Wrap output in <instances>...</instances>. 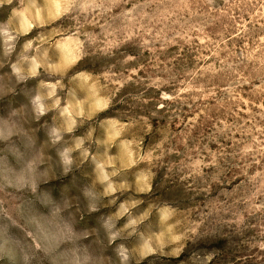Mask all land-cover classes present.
I'll list each match as a JSON object with an SVG mask.
<instances>
[{"label":"rangeland","instance_id":"obj_1","mask_svg":"<svg viewBox=\"0 0 264 264\" xmlns=\"http://www.w3.org/2000/svg\"><path fill=\"white\" fill-rule=\"evenodd\" d=\"M0 30V264H264V0H0Z\"/></svg>","mask_w":264,"mask_h":264},{"label":"clouds","instance_id":"obj_2","mask_svg":"<svg viewBox=\"0 0 264 264\" xmlns=\"http://www.w3.org/2000/svg\"><path fill=\"white\" fill-rule=\"evenodd\" d=\"M9 2H11V0H9ZM0 37L5 38V42L12 41L15 39V37L13 35H11L9 33V31H7V30H0ZM35 103L37 104L39 110L41 112H43L44 109H43V106L41 104V97L40 96L35 97Z\"/></svg>","mask_w":264,"mask_h":264}]
</instances>
